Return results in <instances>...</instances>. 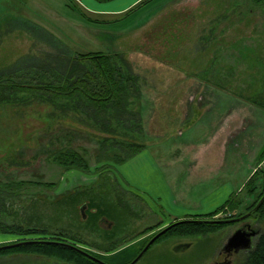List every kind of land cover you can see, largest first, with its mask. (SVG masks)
Wrapping results in <instances>:
<instances>
[{
  "label": "rangeland",
  "instance_id": "obj_1",
  "mask_svg": "<svg viewBox=\"0 0 264 264\" xmlns=\"http://www.w3.org/2000/svg\"><path fill=\"white\" fill-rule=\"evenodd\" d=\"M69 1L0 0V74L58 70L79 52L116 54L136 77L138 99L129 107L130 121H107L106 133L70 103L51 105L37 95H11L0 103V222L47 234H0V247L50 239L106 257L156 230L203 216L172 220L163 210L157 215L159 202L135 193L120 177L123 163L113 161L122 155L119 142L150 151L160 142L169 151L164 161L188 159L183 166L191 167L190 174L179 177L185 188L197 182L196 171L208 167L210 213L254 171L264 174V159L257 162L264 149V0H153L121 20L139 1L110 16ZM63 146L82 156L87 171L46 159ZM178 146L186 157L175 152ZM19 182L25 184L17 188ZM185 190L183 203L198 206L204 190ZM263 209L258 219L250 212L228 218L223 222L229 225L214 233L161 240L135 264L219 263L218 252L241 225L257 232L253 247L264 233ZM245 256L243 250L233 253L228 264H243ZM0 264L72 263L7 255Z\"/></svg>",
  "mask_w": 264,
  "mask_h": 264
},
{
  "label": "trees",
  "instance_id": "obj_2",
  "mask_svg": "<svg viewBox=\"0 0 264 264\" xmlns=\"http://www.w3.org/2000/svg\"><path fill=\"white\" fill-rule=\"evenodd\" d=\"M69 1V0H68ZM98 4L114 0H92ZM153 0H140L126 11L118 20L124 19L134 12L145 7ZM70 2V1H69ZM73 12L80 11L72 8ZM80 15L86 20L84 13ZM116 54L103 52H79L65 60L58 70L51 68L36 71L34 75H18L15 73L0 74V103L10 100L11 95H37L51 105L70 103L71 110L80 115H85L95 125L106 133L108 122L123 123L130 121L133 113L129 110L133 101L138 99L139 88L136 86L135 76L129 75L122 60L117 61ZM45 72H48L45 74ZM50 74V75H49ZM32 76V77H31ZM68 108V105L66 106ZM73 114V113H72ZM75 116V114H73ZM77 118V116H75ZM108 121V122H107ZM68 136L69 134H64ZM116 146L122 152L113 159L117 164L125 163L144 149V145L136 143L119 142ZM56 163L63 169H77L87 171L88 165L82 156L69 146L58 147L50 152L46 159ZM264 159V149L261 151L257 162ZM25 183L15 184L17 188ZM45 185V184H44ZM48 184L46 186H52ZM247 201V204H246ZM86 206V205H84ZM264 208V174L254 171L247 179L245 185L236 193H231L227 199L213 212L201 217L176 222L158 237L153 244L171 237L200 236L208 232H217L229 224L223 221L228 218L238 217L244 212H250L258 219L260 210ZM264 210V209H263ZM221 213H227L221 218H215ZM260 220V218H259ZM144 231L137 236L143 235ZM0 234L9 236H37L47 235L43 229L23 228L18 225H7L0 222ZM153 236L141 238L127 245L117 253L106 257L94 253L73 249L68 244L50 239H29L17 241V246L0 250V257L7 255H34L63 261L72 264H98L89 257L103 264H129L141 251L147 241ZM152 244V245H153ZM132 254L128 253L132 251ZM122 253V256L119 255ZM89 257H87L86 255ZM122 257V258H121ZM108 264V263H107ZM243 264H264V233L256 238L253 247L246 251Z\"/></svg>",
  "mask_w": 264,
  "mask_h": 264
},
{
  "label": "crops",
  "instance_id": "obj_3",
  "mask_svg": "<svg viewBox=\"0 0 264 264\" xmlns=\"http://www.w3.org/2000/svg\"><path fill=\"white\" fill-rule=\"evenodd\" d=\"M138 1L140 0H117L98 4L91 0H73L76 4H82L86 11L102 16L123 12ZM152 146L153 149L151 151L147 149L149 146H146L140 153L118 167V173L122 180L126 184L132 185L131 187L134 188L132 190L135 193L139 191L140 193L138 194L142 193L144 198L148 196L152 201L159 202L160 206L155 203L158 206L156 208L160 210V212L156 213L157 215L164 211L167 213L166 215H169L170 219L178 220L190 213H200L202 215L210 213V193H208L210 192V187L208 186L210 179L209 168L207 167L203 171H196L195 173L199 174L197 182L195 180V182L188 183L189 186L185 188V182H180L179 177L184 175V173L186 175L190 174L189 170L191 167L186 169L183 166V163H186L188 159H175L177 161H174L168 158L164 161L163 158L168 156L169 151L165 150L160 142H156ZM174 150L177 153H181V157L187 156L184 146H178ZM174 187L177 191L176 193ZM190 188H201L204 190L200 193L203 198L198 206L195 202H190V204L183 203L188 201L185 189L189 190ZM217 205L219 204L217 203L213 207H217Z\"/></svg>",
  "mask_w": 264,
  "mask_h": 264
},
{
  "label": "water",
  "instance_id": "obj_4",
  "mask_svg": "<svg viewBox=\"0 0 264 264\" xmlns=\"http://www.w3.org/2000/svg\"><path fill=\"white\" fill-rule=\"evenodd\" d=\"M83 210V209H81ZM83 214V212H81ZM83 217V216H82ZM168 229V227L163 228L161 231H159L158 233H156L154 236H152L148 242L144 245V247L141 249V251L136 255V257L129 263V264H134L135 262H137V260L148 250V248L153 244V242L160 237L166 230ZM257 234V232H255L254 230H250L248 229L247 231H243V230H236L234 231L231 236H229V238L226 240L224 248L226 250H233V251H249L251 249V245H250V239L252 237H254ZM16 245H10V246H4V247H0V250H5V249H10L12 247H14ZM86 255V254H84ZM87 257H89L88 255H86ZM90 259H92L93 261L97 262L98 264H103L102 262L93 259L91 257H89Z\"/></svg>",
  "mask_w": 264,
  "mask_h": 264
},
{
  "label": "flooded vegetation",
  "instance_id": "obj_5",
  "mask_svg": "<svg viewBox=\"0 0 264 264\" xmlns=\"http://www.w3.org/2000/svg\"><path fill=\"white\" fill-rule=\"evenodd\" d=\"M238 229H240V230H243V231H247L248 229H250V230H253V229H251L248 225H241V227H239ZM237 229V230H238ZM159 231H161V230H156V231H154V233H151V235L153 234V236L156 234V233H158ZM257 235V234H256ZM256 235L254 236V237H256ZM254 237H252L251 239H250V244H251V242H252V240L254 239ZM148 242V241H147ZM225 245V244H224ZM224 245H223V247H221V249H220V251L218 252V254H217V256H222V261L221 262H219V263H214V264H228L229 263V260H228V258H229V256L231 255V254H235V253H237L238 251H233V250H226L225 248H224ZM135 264V263H134Z\"/></svg>",
  "mask_w": 264,
  "mask_h": 264
}]
</instances>
